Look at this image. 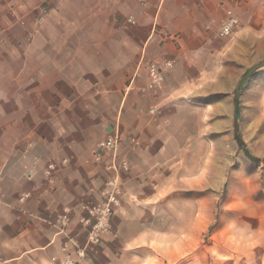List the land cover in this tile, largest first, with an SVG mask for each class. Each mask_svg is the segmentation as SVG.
<instances>
[{
    "label": "crops",
    "instance_id": "0c3cea01",
    "mask_svg": "<svg viewBox=\"0 0 264 264\" xmlns=\"http://www.w3.org/2000/svg\"><path fill=\"white\" fill-rule=\"evenodd\" d=\"M230 18L232 32L219 36ZM166 60L163 87L148 91L147 65ZM261 61L264 0H0V264H61L67 236L85 239L82 206L97 199L102 166L120 157L130 166L121 205L79 264L165 254L150 246L170 220L160 212L176 201L187 217L188 190L203 231L222 222L217 193L238 145L264 158V68L240 87L239 138L232 120L235 86ZM107 136L119 143L97 164L93 146ZM132 139L141 147L129 151ZM259 237V259L236 247L215 264H264V228Z\"/></svg>",
    "mask_w": 264,
    "mask_h": 264
},
{
    "label": "rangeland",
    "instance_id": "374dc122",
    "mask_svg": "<svg viewBox=\"0 0 264 264\" xmlns=\"http://www.w3.org/2000/svg\"><path fill=\"white\" fill-rule=\"evenodd\" d=\"M249 123V122H248ZM262 126V125H261ZM248 129L246 135L255 142L256 137ZM254 131V129H253ZM242 144L238 145L229 173L218 194L216 217L222 220L215 223L209 230L203 231L202 225L195 222L196 195L195 190L183 192L187 195L188 216L181 217L176 201L169 203L161 214L170 218L168 222L156 224L157 241L150 242V246L164 247L165 254L153 253L142 255V264H215L228 261L230 255L226 252L240 247L241 257L244 259L260 258V232L264 228V165L250 163L241 153ZM178 199L174 196L173 199ZM230 200L235 205L223 208ZM237 216V218H235ZM181 217V218H180ZM231 220V222H229ZM233 221V222H232ZM235 221V222H234ZM219 228V241L212 238V229ZM253 244V246H252ZM247 246V252L244 253ZM230 248H233L230 250ZM256 251L258 254L252 253ZM226 253V254H225ZM133 263L138 258L133 257ZM135 260V261H134Z\"/></svg>",
    "mask_w": 264,
    "mask_h": 264
},
{
    "label": "built area",
    "instance_id": "2783aa9c",
    "mask_svg": "<svg viewBox=\"0 0 264 264\" xmlns=\"http://www.w3.org/2000/svg\"><path fill=\"white\" fill-rule=\"evenodd\" d=\"M234 25L235 20L232 18L222 22L218 28L219 36H228L232 32ZM170 67L171 62L168 60L162 63L150 62L146 67L145 88L148 91L161 89L164 83L163 71ZM129 89L128 86L125 92ZM149 113L153 114L154 110L150 109ZM119 140L116 136H107L97 141L92 149L93 161L97 164L101 163L103 157L112 153V150L117 147ZM139 147H141L140 141L132 139L129 145V151H134ZM129 167V162L124 157L118 158L116 162L102 166L104 182L103 186L97 192V199L87 206H82V210L86 212V215L80 219V224L84 229L85 239L82 243L77 244L67 236V240L64 242L62 248L64 258L61 264H79L85 256L87 247L100 243L101 236L108 231L109 223L115 210L121 205V200L124 195L120 172H127ZM56 171L57 166L54 163H49L43 170V175L47 180L52 181ZM20 200L22 201L23 198ZM69 213V209H64V213L60 216L59 226L63 233H65ZM2 264L11 263L9 260H3Z\"/></svg>",
    "mask_w": 264,
    "mask_h": 264
},
{
    "label": "water",
    "instance_id": "95a60500",
    "mask_svg": "<svg viewBox=\"0 0 264 264\" xmlns=\"http://www.w3.org/2000/svg\"><path fill=\"white\" fill-rule=\"evenodd\" d=\"M264 68V61L258 62L252 66H250L244 74L239 78L233 95V129H234V137L239 138V134L237 132V118H238V107H239V90L242 84L258 69ZM242 155L252 164H263L264 165V158H256L253 157L245 147L241 149Z\"/></svg>",
    "mask_w": 264,
    "mask_h": 264
}]
</instances>
